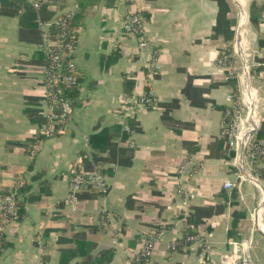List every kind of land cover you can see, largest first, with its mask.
<instances>
[{
  "label": "crops",
  "instance_id": "crops-1",
  "mask_svg": "<svg viewBox=\"0 0 264 264\" xmlns=\"http://www.w3.org/2000/svg\"><path fill=\"white\" fill-rule=\"evenodd\" d=\"M244 1L0 0V202L23 181L0 264H132L151 234L142 264H208L232 241L247 242L264 264L256 233L264 234L249 224L264 202L256 199L264 156L247 161L224 132L245 93L257 121L251 136L264 130V0ZM130 11L144 20L147 48L123 30ZM67 13H82L73 51L78 90L65 132L43 140L44 45ZM245 62L251 67L240 72ZM145 93L154 105L139 103ZM258 141L264 147V137ZM74 169L100 170L107 192L86 187L71 203ZM245 173L251 179H241Z\"/></svg>",
  "mask_w": 264,
  "mask_h": 264
},
{
  "label": "built area",
  "instance_id": "built-area-1",
  "mask_svg": "<svg viewBox=\"0 0 264 264\" xmlns=\"http://www.w3.org/2000/svg\"><path fill=\"white\" fill-rule=\"evenodd\" d=\"M29 1L34 2V0ZM36 3L37 2H35V5ZM66 15L71 17L72 13H67ZM61 21L64 22L62 18L59 17L57 22L61 23ZM143 24L144 20L140 13L130 11L126 14L122 27L127 34L141 36L140 46L142 48H147L148 42L142 38ZM237 44L238 43L235 42L236 49H238ZM51 46H59V43L49 39L48 30L47 43L44 45V50L47 55L51 53ZM66 48L69 50V54L74 50V46L71 42L66 44ZM237 53L239 52L237 51ZM63 56H65V52L61 48L52 55L50 66L46 65L45 67L46 73L43 79L45 93L44 99L41 103L42 106H40L41 111L39 112V115L43 119L40 123V133L44 136H56L65 132L67 124L73 113L71 99L63 95V89L78 85V76L72 73L65 75L61 74L63 66L60 59ZM220 63L224 64L228 70L232 68V66L228 63V59H221ZM74 64V61H70L67 68L72 70L74 68ZM149 68L153 73L160 68V64L155 53L150 55ZM139 103L141 105L152 106L155 104V100L151 95L145 93L139 99ZM238 113L239 112H236V115L230 118L227 123V129H225L224 132L228 136L229 145L233 148L236 147L237 153L244 156L247 161L251 160L253 162L256 158L264 156V147H262L263 143L261 141L255 142L253 139L254 137L251 136L250 132L254 130L253 126H248L246 132H243L241 124L242 117L240 118ZM242 133L247 134L244 140L242 139ZM240 144L242 147L239 149ZM37 149L38 145H35L32 149V154H34ZM245 176L246 173L240 175L241 179H244ZM22 185L23 181H19L13 192L6 195L0 202V239L4 236V228L6 225H16L18 223L20 206L18 205L17 195L18 189ZM226 185L227 187H230L231 183L227 182ZM86 187H93L99 192L105 193L108 190V183L106 181V177L98 169L90 172H86L82 169H74L71 179V192L69 195L71 203H74L77 200L78 192ZM156 237L157 236L154 234L147 236L135 252L131 254L132 259H135L137 264H142L141 260L151 255ZM188 239L196 240L197 236L194 235ZM232 245L233 248L230 252L221 254L220 258L216 260L210 258L208 264H258L256 258H254L253 254L249 251V244L247 242L232 241ZM36 264L45 263L42 260H38Z\"/></svg>",
  "mask_w": 264,
  "mask_h": 264
},
{
  "label": "trees",
  "instance_id": "trees-1",
  "mask_svg": "<svg viewBox=\"0 0 264 264\" xmlns=\"http://www.w3.org/2000/svg\"><path fill=\"white\" fill-rule=\"evenodd\" d=\"M36 9H38V11L41 13V15H43V17L45 19H49V17L51 18L52 16L49 14L47 15V6L46 4H44L43 2H37L36 5L34 6ZM33 8L34 12H35V17H36V13L37 10ZM62 18V20L64 22L61 21L54 23L53 26H51L50 28V32H49V39L53 40V41H57L59 43V46H51V53H49L48 55L46 54V52L44 51V58L46 60V65L50 66L51 60H52V55L55 54L59 49H63L65 52V56H63L60 59V62L63 66V69L61 71L62 75L68 74V73H72L78 76V70L76 68V65L74 64V68L71 70H69L67 68V65L69 64L70 61H73V52L69 54V50L66 48V44L68 42H71L75 48V44H76V35H77V29L80 25V21L82 18V13H77V14H73L71 17H68L66 14H61L60 16ZM63 23V24H62ZM74 51V50H73ZM78 84H79V80H78ZM78 90V85H74L70 88H65L63 89V95L65 97H68L71 99V103H72V107H73V99L74 96L76 94ZM43 120V119H42ZM41 120V122H42ZM51 136H44L42 133H40V138L44 140V138H48ZM264 137V130L259 131L255 136H254V141ZM40 139V140H41ZM259 176L264 179V166L261 167L259 169ZM18 205L20 206V204L18 203ZM19 220V218H18ZM3 239L4 236L0 239V246L3 243ZM146 259H142L141 261H145ZM137 261L131 262L136 263Z\"/></svg>",
  "mask_w": 264,
  "mask_h": 264
},
{
  "label": "bare ground",
  "instance_id": "bare-ground-1",
  "mask_svg": "<svg viewBox=\"0 0 264 264\" xmlns=\"http://www.w3.org/2000/svg\"><path fill=\"white\" fill-rule=\"evenodd\" d=\"M240 4H241V6H244V0H237ZM242 9V11H241V29H242V26H244V24H245V22H246V19H247V14H246V12L244 11V8H241ZM241 46V45H240ZM242 47V46H241ZM246 68V67H245ZM246 73V77L245 78H247V71L245 72ZM244 77V76H243ZM244 79V78H243ZM245 80V81H244ZM243 81L245 82V83H247L246 82V80H248V78L247 79H244ZM247 87V91H249V86H246ZM250 95V94H249ZM247 97V96H246ZM252 104H253V102H252V98H251V96H250V100H249V105H250V107L252 106ZM246 121H248V122H250V124H251V126L252 125H257L256 124V119H255V115H254V113H252L250 110H249V112L247 113V115H246V117L244 118V119H242V122H241V124H242V128L244 127V125H245V123H246ZM249 124V123H248ZM248 127V126H247ZM246 129V128H245ZM244 133H242V139L244 140L245 138H246V136H247V134H244ZM260 183V182H259ZM257 185V184H256ZM259 189L261 190V192H262V194H263V196H262V200L264 201V187L263 186H259ZM261 203V202H260ZM253 223H255V226L256 227H258L257 229H259L261 232H264V210L261 208V207H259V209L256 211V213H255V215L253 216Z\"/></svg>",
  "mask_w": 264,
  "mask_h": 264
},
{
  "label": "rangeland",
  "instance_id": "rangeland-1",
  "mask_svg": "<svg viewBox=\"0 0 264 264\" xmlns=\"http://www.w3.org/2000/svg\"><path fill=\"white\" fill-rule=\"evenodd\" d=\"M247 2H249V0H246ZM251 67L247 62H245V63H241V64H239V71L240 72H243V71H245L246 69H247V67ZM246 67V68H245ZM244 96H245V98H244V107L242 108V110H240V112L238 113V116H240V118L242 117V118H245L246 117V115H247V113H248V102H247V97H246V93L244 94ZM251 176V175H250ZM251 177H253V176H251ZM248 178H250L249 176H245V180L246 179H248ZM254 178V177H253ZM251 179V178H250ZM262 182V184H263V186H264V182L263 181H261ZM262 192H261V190L260 189H258L257 190V193H256V199L258 200V202L261 200V198H262ZM257 202V203H258ZM255 206V204L253 203L252 204V208ZM259 208L257 207L255 210L257 211ZM254 213V212H253ZM256 213V212H255ZM255 215V214H254ZM249 224L251 225V224H254L253 223V221H250L249 222ZM256 235L258 236V237H260L261 238V240H263L264 241V237L258 232V233H256ZM256 245V244H255ZM256 248V251H258V249H257V247H255ZM262 263H264V260L262 259Z\"/></svg>",
  "mask_w": 264,
  "mask_h": 264
},
{
  "label": "water",
  "instance_id": "water-1",
  "mask_svg": "<svg viewBox=\"0 0 264 264\" xmlns=\"http://www.w3.org/2000/svg\"><path fill=\"white\" fill-rule=\"evenodd\" d=\"M261 208L264 210V202L262 203ZM263 234H264V232H263Z\"/></svg>",
  "mask_w": 264,
  "mask_h": 264
}]
</instances>
